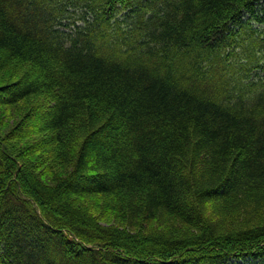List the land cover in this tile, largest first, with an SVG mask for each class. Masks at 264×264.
<instances>
[{
  "label": "trees",
  "instance_id": "trees-1",
  "mask_svg": "<svg viewBox=\"0 0 264 264\" xmlns=\"http://www.w3.org/2000/svg\"><path fill=\"white\" fill-rule=\"evenodd\" d=\"M0 51V264H264V0H0Z\"/></svg>",
  "mask_w": 264,
  "mask_h": 264
},
{
  "label": "rangeland",
  "instance_id": "rangeland-1",
  "mask_svg": "<svg viewBox=\"0 0 264 264\" xmlns=\"http://www.w3.org/2000/svg\"><path fill=\"white\" fill-rule=\"evenodd\" d=\"M65 22L67 20H64ZM0 51V55H1ZM30 70L29 63H18L14 62L12 65L10 64L8 68L0 70V85L12 82L17 80L24 72ZM264 73V71H262ZM47 95L43 94L39 97L29 98L23 104L17 105H1L0 104V135L6 138L7 133L10 131H14V139L18 142L19 145H23L21 152H26L28 145H33L37 142L36 137H44L47 133L39 134V135H30L31 131L37 124V118L42 113V109L47 104ZM20 105V106H18ZM23 105V106H22ZM20 126V128H18ZM18 128V129H17ZM8 138V137H7ZM35 140V142H33ZM10 143L12 140H8ZM28 152V150H27ZM27 154V153H25ZM28 161L34 160L33 158H29ZM51 162V160H50ZM52 166H53V162ZM46 174H49L55 171L58 174V167H50L49 161L45 164ZM48 167H47V166ZM38 173V172H37ZM91 203H88V205ZM233 264H263L256 259H251L250 257H246L244 259H234Z\"/></svg>",
  "mask_w": 264,
  "mask_h": 264
}]
</instances>
